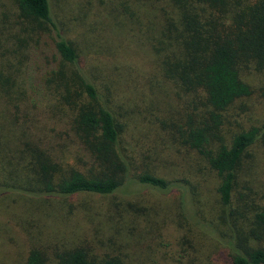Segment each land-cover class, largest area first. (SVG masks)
<instances>
[{
    "label": "rangeland",
    "instance_id": "obj_1",
    "mask_svg": "<svg viewBox=\"0 0 264 264\" xmlns=\"http://www.w3.org/2000/svg\"><path fill=\"white\" fill-rule=\"evenodd\" d=\"M167 4L166 0H50L53 17L86 76L122 125L120 149L130 179L110 196L59 198L9 188L1 191L0 264H23L28 249L43 254L45 264H53L55 252L76 245L97 259L118 257L125 264H228L224 249L216 243V230L224 236L231 232L228 222L220 219L219 180L204 158L187 147L184 134L190 127H205L208 149L214 151L241 131L258 130L236 168L232 197L235 201L248 195L264 204V73L241 72L251 94L211 120L201 90L185 92L160 70L155 54L162 25L158 26V17H175ZM58 126L59 130L41 129L38 136L0 127V149L7 155L0 158V183L22 184L33 174L24 169L30 161L19 153L23 143L47 153L59 172L96 173L97 163L76 142L68 123ZM142 173L164 179L170 189L159 192L132 180ZM180 203L185 218L201 219L208 229L186 233L189 225Z\"/></svg>",
    "mask_w": 264,
    "mask_h": 264
},
{
    "label": "trees",
    "instance_id": "obj_2",
    "mask_svg": "<svg viewBox=\"0 0 264 264\" xmlns=\"http://www.w3.org/2000/svg\"><path fill=\"white\" fill-rule=\"evenodd\" d=\"M166 1L175 17H158V26L162 25L154 52L160 70L185 92L201 90L204 107L210 109L208 116L217 120L219 112L251 94L241 72L264 73V0ZM164 12L165 8L159 9L162 16ZM65 122L99 170L89 175L73 169L59 172L47 153L23 143L19 153L30 161L24 169L33 174L22 184L3 181L0 193L9 188L24 195L59 198L110 196L130 179L127 158L120 149L122 125L86 76L77 52L53 17L50 0H0V127L13 134L38 136L41 129L53 131ZM257 134L254 128L241 131L214 151L208 149L205 127H190L184 134L187 147L204 158L219 180L220 219L228 222L231 232L224 236L216 230V243L224 249L228 264H264V204L248 195H239L235 201L232 197L236 168ZM5 154L0 149V158L7 159ZM8 175L13 174L9 171ZM132 180L159 192L171 187L151 173ZM179 208L185 218L181 203ZM185 220L188 234L208 229L201 219ZM45 262L34 249H28L23 260V264ZM53 264L125 263L112 256L97 259L76 245L55 252Z\"/></svg>",
    "mask_w": 264,
    "mask_h": 264
}]
</instances>
